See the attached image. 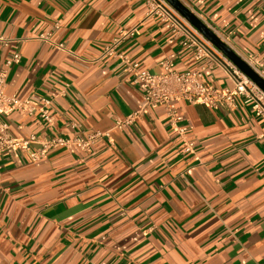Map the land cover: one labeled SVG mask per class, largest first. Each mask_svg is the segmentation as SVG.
I'll return each mask as SVG.
<instances>
[{
	"label": "crops",
	"instance_id": "1",
	"mask_svg": "<svg viewBox=\"0 0 264 264\" xmlns=\"http://www.w3.org/2000/svg\"><path fill=\"white\" fill-rule=\"evenodd\" d=\"M181 1L264 67V0ZM147 10L144 0H0V37L12 40L0 42V69L21 54L6 93L51 99L55 118L51 129L38 112L1 115L12 134H109L90 153L0 155V264H264V120L242 97L233 108L178 102L195 153L163 107L115 127L144 93L118 57L101 58L121 30L138 25L117 50L152 73L166 57L180 71L202 64ZM204 75L230 85L218 68Z\"/></svg>",
	"mask_w": 264,
	"mask_h": 264
},
{
	"label": "built area",
	"instance_id": "2",
	"mask_svg": "<svg viewBox=\"0 0 264 264\" xmlns=\"http://www.w3.org/2000/svg\"><path fill=\"white\" fill-rule=\"evenodd\" d=\"M147 5L146 18L157 16L165 27L170 28L176 37L180 38V45L193 52L197 61L202 64L198 69L180 71L175 68L172 57L160 61L161 72L152 73L141 67L138 61L119 52L117 47L121 42L137 32L138 25L130 30H121L119 35L105 48L101 58L118 57L124 70L129 73V80L142 86L143 100L135 111L123 119L116 121L115 127L122 129L136 121L150 109L163 107L169 118L170 125L183 140V149L195 153L196 143L187 137V127L181 123L184 117L178 112V102L188 101L200 103L208 107L218 108L220 105L233 108L235 98L242 97L244 103L251 106L257 117L264 120V89L243 72L225 53L213 44L198 28L189 22L167 0H144ZM212 28V27H211ZM228 45L229 41L218 33ZM40 39H49V34H43ZM0 42L8 46L12 42L9 38L0 37ZM264 79V67H259L256 55L242 57ZM21 54L16 52L7 59L4 67L0 69V116L8 115L19 110L29 115L39 113L53 128L55 118L51 115L52 100L48 98L35 99L28 97L19 99L16 95L6 93V77L9 68L20 61ZM218 68L230 85L219 87L210 84L205 79L207 69ZM71 128L79 127L76 122H70ZM109 137L107 132L96 131L84 136L65 137L60 135L42 136L30 134L28 136H15L10 130V125L0 119V155L7 153L13 159H18L21 154L28 156L31 161L45 159L49 152L59 147H65L73 154L90 153L93 145L101 138Z\"/></svg>",
	"mask_w": 264,
	"mask_h": 264
},
{
	"label": "water",
	"instance_id": "3",
	"mask_svg": "<svg viewBox=\"0 0 264 264\" xmlns=\"http://www.w3.org/2000/svg\"><path fill=\"white\" fill-rule=\"evenodd\" d=\"M177 11L181 13L189 22L198 28L213 44L225 53L243 72L253 79L264 89V79L239 55L230 45L217 35L213 29L205 23L196 13H194L181 0H167Z\"/></svg>",
	"mask_w": 264,
	"mask_h": 264
}]
</instances>
